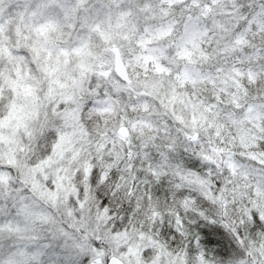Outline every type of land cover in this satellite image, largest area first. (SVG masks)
Segmentation results:
<instances>
[{
	"label": "snow or ice",
	"instance_id": "snow-or-ice-1",
	"mask_svg": "<svg viewBox=\"0 0 264 264\" xmlns=\"http://www.w3.org/2000/svg\"><path fill=\"white\" fill-rule=\"evenodd\" d=\"M0 264H264V0H0Z\"/></svg>",
	"mask_w": 264,
	"mask_h": 264
}]
</instances>
